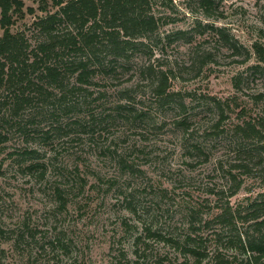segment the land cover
<instances>
[{"label":"rangeland","instance_id":"obj_1","mask_svg":"<svg viewBox=\"0 0 264 264\" xmlns=\"http://www.w3.org/2000/svg\"><path fill=\"white\" fill-rule=\"evenodd\" d=\"M22 1L10 32L34 47L45 13ZM154 3L149 50L88 85L68 72L0 120V264H195L190 249L200 264H245L244 227L213 218L264 191V142L234 130L264 119L253 47L264 48V0L224 1L209 19L196 0ZM198 21L225 29L241 55ZM162 75L170 103L154 93Z\"/></svg>","mask_w":264,"mask_h":264},{"label":"trees","instance_id":"obj_2","mask_svg":"<svg viewBox=\"0 0 264 264\" xmlns=\"http://www.w3.org/2000/svg\"><path fill=\"white\" fill-rule=\"evenodd\" d=\"M40 3L44 16L33 23L38 35L34 47L21 33H11L14 15H23L22 0H0V120L18 114L28 104L32 95H41L49 89H59L65 75H75L76 83L87 84L95 74L109 75L120 64L126 66L130 58L141 50H149L150 43L160 41L159 17L153 12L155 0H34ZM228 0H196L203 17H216L220 4ZM53 12L48 11V7ZM30 13L32 9L28 10ZM216 15V16H215ZM212 39L222 42L234 55H241L242 48L235 46L225 29L213 23L201 24ZM184 30H176L162 37L182 36ZM259 64H264V48L255 44ZM245 51V63L249 53ZM151 54V53H150ZM64 57L69 61L63 62ZM68 63V64H67ZM67 64L66 67L62 65ZM257 64L253 70L261 69ZM148 64L146 69H150ZM167 77L160 76L154 93L169 100ZM236 134L242 139L264 142V119L257 124L245 122L236 125ZM0 125V145L6 142V134ZM29 167H33L30 165ZM248 172L246 165L237 166ZM235 181V176L229 174ZM236 184L230 197L236 193ZM214 220L220 223H240L244 227L237 243L245 255V264H264V191L253 198H246L240 206H225L223 213ZM193 240H191L192 242ZM200 264V254L190 249Z\"/></svg>","mask_w":264,"mask_h":264}]
</instances>
